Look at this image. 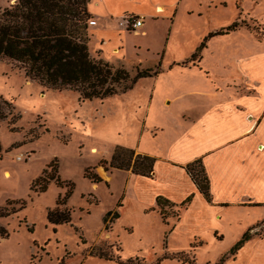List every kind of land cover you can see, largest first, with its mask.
Returning a JSON list of instances; mask_svg holds the SVG:
<instances>
[{
	"label": "rangeland",
	"instance_id": "rangeland-1",
	"mask_svg": "<svg viewBox=\"0 0 264 264\" xmlns=\"http://www.w3.org/2000/svg\"><path fill=\"white\" fill-rule=\"evenodd\" d=\"M11 2L0 0V9ZM156 2L168 4L166 12H153ZM105 4L113 21L109 28H103L101 17L98 25L88 24L90 55L125 68L130 77L160 66L158 74L140 77L124 92L88 100L70 89L45 87L11 60L0 59V114L5 116L0 118V206L15 201L18 209L24 202L0 218L9 232L0 238V264H57L62 259L63 264H117L129 258L132 264H155L163 258L180 262L177 257L192 264H264V238L258 235L228 255L250 227L251 234L264 232V206L231 205L210 224L201 196L182 213L183 208L165 205L169 216L164 222L154 204L155 192L180 201L185 191L191 192L185 181L173 178L174 167L159 161L151 180L109 165L116 146L138 152L140 143L152 156L174 154L171 143L188 122L183 113L198 117L213 96H250L253 90L264 96V82L248 89L246 66L237 64L240 56L264 53V0H90L87 8L103 17ZM125 10L143 11L144 24L135 30L121 25L129 14ZM234 21L236 30L210 35ZM183 61L200 63L202 69L177 67ZM247 67L257 71L255 81L262 80L263 68L254 61ZM165 99L171 103L164 105ZM53 168L73 183L62 205L57 202L67 185L51 181L37 192L39 177ZM93 172L101 179L97 183L84 176ZM56 206L70 210L69 223L47 221V210ZM215 229L221 240L218 233L213 237Z\"/></svg>",
	"mask_w": 264,
	"mask_h": 264
},
{
	"label": "trees",
	"instance_id": "trees-1",
	"mask_svg": "<svg viewBox=\"0 0 264 264\" xmlns=\"http://www.w3.org/2000/svg\"><path fill=\"white\" fill-rule=\"evenodd\" d=\"M90 0H13L9 5L0 9V59L7 58L14 62L31 80L57 90L70 89L79 93L83 99H103L118 92H124L133 87L140 77L153 76L160 72L156 69L146 68L138 70L130 77L128 71L122 67H115L100 56L92 57L89 53L88 24L92 19L87 5ZM238 22L227 25L225 28L212 34H226L235 30ZM132 30V29H131ZM201 46L197 49H201ZM184 61L182 64H187ZM5 117L0 114V118ZM18 117V116H17ZM155 158L137 153L133 148L116 146L109 165L117 169L131 170L132 173L142 176H151ZM198 191L207 200H211L209 191V178L201 158L195 159L185 165ZM88 169H86L87 171ZM97 183L101 179L97 173L84 175ZM42 179L37 192H44L48 184L53 181L59 186H68L62 197L58 198L57 205H62L72 192L73 183L62 180L56 168ZM192 199L188 195L182 202L175 204L169 199L158 195L155 203L159 208L161 219L165 220L169 212L164 206L185 207ZM15 201H7L0 206V218L9 216L24 207V202L15 209ZM254 206L260 203L252 204ZM103 222H106V216ZM174 216L178 213L173 212ZM47 221L56 226L69 223L71 213L68 208L54 207L47 210ZM115 212L113 219L117 218ZM29 229V227H28ZM251 228L243 232L242 236L230 248L228 255H234L253 235L264 236L263 233L251 234ZM8 230L0 225V238L8 237ZM101 256V254H98ZM180 258V257H179ZM161 259L157 260V263ZM183 261H186L183 259ZM222 261V258H221ZM132 264L127 259L120 264ZM57 264H63V259Z\"/></svg>",
	"mask_w": 264,
	"mask_h": 264
},
{
	"label": "crops",
	"instance_id": "crops-1",
	"mask_svg": "<svg viewBox=\"0 0 264 264\" xmlns=\"http://www.w3.org/2000/svg\"><path fill=\"white\" fill-rule=\"evenodd\" d=\"M167 5L168 4L164 2H156L154 4L153 12H159L158 10L160 7L163 8L161 13L166 12ZM122 12H129V14L134 13L136 16H141L143 18L142 25L144 24L145 14L143 11L125 10ZM168 12V14H170V10ZM102 13L103 17L101 16V12L91 13L93 17L92 19L95 20L93 26L98 25V20L101 17V20L103 21L102 23L104 24L103 28H105V26L109 28L111 21H113V17L111 10L107 8L106 4L104 12ZM254 19L257 21L262 20L260 16H256ZM225 27L226 26L221 29ZM140 32L142 34L145 33L144 30ZM238 58L239 63L237 64L242 69L246 66L243 78L248 79L247 83H244V85H246L247 88L249 86L248 89H253L254 87L258 89V86L264 82V76L259 75L262 80L255 81L253 78L258 76V74H256L257 71L253 72L252 70H248L247 62L254 61L258 68H263V72L264 53L263 55L252 53L249 56H240ZM195 64L196 63L188 65L187 63L178 65L176 63L177 67H180L183 70H186V68L191 69L195 66L201 71L202 67L200 66V63ZM247 75L249 76L247 77ZM252 92L253 93L250 94V96H213V98L209 99L207 106L202 109V112L198 117L189 115L187 111L183 113V118L186 119V121L188 120V122L185 128L178 133L177 137H175L171 143L172 149L174 151L176 150L175 153L170 154L166 158L152 156V154L142 151L141 147H139L140 143H138L136 147L140 152H137L135 148H133L135 152L150 155L155 158V161L151 176L135 174L134 177H146L147 179L152 180L155 175V168L158 167L159 161H162L164 166L172 165L174 167L173 178L180 182L181 180L185 181L187 183L185 189L190 190L191 192L188 193L185 191L184 195L186 196L180 201L174 199L169 194L163 195L161 192L159 193L156 191L154 199L158 195H161L169 199L171 202L179 204L191 194L192 199L185 207H182V213L184 209L196 200L195 198L198 197L201 199L202 196L204 200L201 199L202 203L199 201L201 203L200 207L207 212V221L210 222V224L214 222L216 218H220V213H222V211L228 206L237 205L243 207H257L251 205L254 203H260L261 206H264V135L260 134V131L264 130V96H260L255 90ZM170 103V100H163L164 105H169ZM152 128L158 129V126H153ZM178 129H180L179 126ZM145 130V126L143 125L142 132L144 133ZM159 130L163 129L159 127ZM177 132L178 131L176 130V133ZM153 136H156V134H153ZM198 158H201L209 178V191L211 194L210 201H207L198 191L185 169L186 164ZM161 165H159V167H161ZM5 172L7 171H4V173ZM180 215L177 220L180 219ZM215 233L220 235L221 240L223 235L219 230L215 229L213 231V237H215ZM255 236L256 234L251 236L250 239ZM194 237L201 239L199 236L194 235L193 238ZM193 238L190 240H193ZM259 238L262 239L264 236ZM183 250L184 248L178 250L179 252H176L182 253L181 251ZM177 259H179L180 262L176 259L170 258H163L160 262L163 260H175L177 264H192L189 263V261L187 262V260L183 261L178 257ZM113 262L116 263L115 261Z\"/></svg>",
	"mask_w": 264,
	"mask_h": 264
},
{
	"label": "built area",
	"instance_id": "built-area-1",
	"mask_svg": "<svg viewBox=\"0 0 264 264\" xmlns=\"http://www.w3.org/2000/svg\"><path fill=\"white\" fill-rule=\"evenodd\" d=\"M95 20L90 19L89 24H94ZM143 23V18L141 16H136L133 14H126L120 20V24L125 26L128 29L135 30L136 28L140 27Z\"/></svg>",
	"mask_w": 264,
	"mask_h": 264
},
{
	"label": "bare ground",
	"instance_id": "bare-ground-1",
	"mask_svg": "<svg viewBox=\"0 0 264 264\" xmlns=\"http://www.w3.org/2000/svg\"><path fill=\"white\" fill-rule=\"evenodd\" d=\"M162 10H163V8L160 7L158 11L161 12ZM5 175H6V176H9V173H8V172H5Z\"/></svg>",
	"mask_w": 264,
	"mask_h": 264
}]
</instances>
